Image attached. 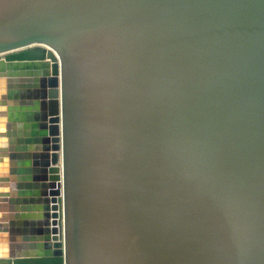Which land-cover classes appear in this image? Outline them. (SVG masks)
I'll use <instances>...</instances> for the list:
<instances>
[{"label": "water", "instance_id": "obj_1", "mask_svg": "<svg viewBox=\"0 0 264 264\" xmlns=\"http://www.w3.org/2000/svg\"><path fill=\"white\" fill-rule=\"evenodd\" d=\"M0 264H264V0H0Z\"/></svg>", "mask_w": 264, "mask_h": 264}]
</instances>
